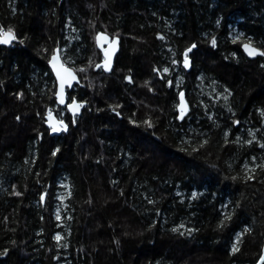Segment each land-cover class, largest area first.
<instances>
[{"label":"trees","instance_id":"trees-1","mask_svg":"<svg viewBox=\"0 0 264 264\" xmlns=\"http://www.w3.org/2000/svg\"><path fill=\"white\" fill-rule=\"evenodd\" d=\"M0 25L23 40L0 46V264L258 263L264 149L245 141L251 131L264 142V58L241 47L250 37L264 48V0H0ZM100 32L121 41L110 75L94 67ZM192 43L190 69H173ZM54 49L87 69L71 95L89 103L57 138L44 124L49 107L67 114L53 95ZM165 67L162 80L154 69ZM181 224L196 231H171Z\"/></svg>","mask_w":264,"mask_h":264},{"label":"snow or ice","instance_id":"snow-or-ice-1","mask_svg":"<svg viewBox=\"0 0 264 264\" xmlns=\"http://www.w3.org/2000/svg\"><path fill=\"white\" fill-rule=\"evenodd\" d=\"M217 23H219V21H217ZM242 37H243L242 33L233 37L232 43L236 44L238 41H240L242 39ZM158 39L164 40L165 37L161 35V36H158ZM94 40H95L96 46L99 48L100 52L103 54L102 60L98 63H95L94 67L98 70H103L104 72H110L112 69L113 56L117 51V45L119 43L118 36L110 37L107 33L100 32V33L96 34V36L94 37ZM17 42L22 44L23 40H18V37L16 35L15 30L10 26L5 27L3 25H0V46L11 47V46H13L14 43H17ZM105 45H107V47H105ZM211 47L212 48L217 47V40L215 37H213L211 39ZM242 47H243L244 53H246V55L249 58H256V57L264 58V48H258L256 46H254L250 37L247 39V42L242 43ZM196 48H197V44L192 43L189 46H187L185 49H183V51L180 53V58L172 59L171 64L173 66V69L176 67H182L185 70L190 69V67H191L190 53H193V50ZM60 51H61L60 49H54L52 54H51L50 59L48 60V64L51 67L52 74H54V76H55V83L53 85V88H54L53 95L55 96V102L62 105L64 109H67V111L71 114V118H70L69 122L66 123L64 119L59 118V113H57V115L54 116L52 109H48L47 110V116H46V123L48 125V129L50 130V132L52 134H59L61 132L66 133L68 131L69 123L75 125L77 114L80 112V110L86 104V101H77V99L71 95V92L66 91V89L71 90L74 86L73 82H75L76 84H79V79H78L77 74L83 73L87 69L73 67L72 64L74 62H70V61L66 60L64 57H62L60 54ZM169 52H172L171 48L169 49ZM232 55L235 57L236 53H232ZM89 66L90 67L93 66L91 64V62L89 64ZM260 66L264 67V64H261ZM171 70L172 69L165 67L162 70L163 74H160L161 73L160 69H154V71H156L158 73V75H160V79H162V80L165 79L164 74H170ZM126 79L128 80L129 83L133 82L131 76L126 77ZM166 84L168 87H172L173 81L168 79V80H166ZM178 86L179 85L177 83V87ZM224 91L228 92L227 89H225ZM19 95L22 96L23 94L21 93ZM178 97H179V103L176 105V108L178 110V116L176 118L183 121L185 116L187 115V113L189 111V105H188L187 101L185 100V93L183 91L178 92ZM227 98H228L227 96L223 97L224 100H227ZM115 107H119V106L118 105L114 106L113 110H115ZM61 110H63V109H61ZM228 110L231 111L230 108ZM115 114L117 116H120L119 112H116ZM261 115L264 116V109L261 110ZM209 119H211V117H209ZM17 120H19V117H17ZM129 122L136 124L135 121L130 120ZM143 124L148 129H151L153 127L152 122L149 120L143 121ZM232 124L238 126L240 124V121L239 120H233ZM137 126H139V125H137ZM228 135H229L228 132L224 133L226 143H227ZM249 135L252 136V140H247V141H245V143L251 145L253 143V141H255V143L261 149H264V142H261L260 140L256 139L255 133L250 131ZM240 140H241V137H239V136L235 137L236 143H239ZM207 143H208V141H207V139H205L202 142L201 146H203ZM198 150L199 149H193V151H198ZM59 151H60L59 148L54 149L52 151V155L55 156ZM253 160H255V158H253ZM248 167L249 166L246 163L244 165V168L248 169ZM259 167L264 168V165H260ZM231 179L233 181H235L237 179V177L233 176V177H231ZM247 179L251 180V179H253V177L248 176ZM16 195L19 196L20 193L17 192ZM121 195H123V192H121ZM43 199H44V197L42 195L41 200H43ZM192 199H196L195 193L192 194ZM148 202L150 204L154 203V201H152V200H149ZM157 215H159V213H157ZM57 219L58 220L60 219L59 214H57ZM225 220L231 221L232 215L226 214ZM153 227H154V225H153ZM220 227L221 228L225 227V224L223 221L220 223ZM182 228L185 229V231H187L189 233V235L193 231H196L195 229H192V228H186L184 224H181V225H179V227H175V228L171 229V231L174 233H178L179 235L183 236L185 234V232L180 231V229H182ZM248 232H250V229L245 228L242 233H240L236 236L235 242L231 246V253L233 255L238 253L241 250L240 245L242 243L243 235L245 233H248ZM61 239H62V237H60V236L56 237L58 244L60 243ZM116 243L118 244L119 241H117ZM63 246L66 247L67 245H63ZM0 255H7V250H5L3 253H0ZM258 264H264V254L260 255Z\"/></svg>","mask_w":264,"mask_h":264},{"label":"flooded vegetation","instance_id":"flooded-vegetation-1","mask_svg":"<svg viewBox=\"0 0 264 264\" xmlns=\"http://www.w3.org/2000/svg\"><path fill=\"white\" fill-rule=\"evenodd\" d=\"M3 47V46H2ZM11 47H14V44H13V46H11ZM10 47V48H11ZM105 47H107V45L105 46ZM7 48V47H6ZM99 51V50H98ZM100 52V51H99ZM100 54H101V59H100V61L102 60V53L100 52ZM119 54V53H118ZM118 56V55H117ZM116 59H117V57H116ZM116 59H115V61H116ZM115 61H114V65H115ZM96 70H98V69H96ZM102 72H103V70H101ZM106 75H110V74H106ZM76 86H81V91L83 90L84 91V89L82 88V83H81V81L79 82V84H75L74 86H73V88L71 89V90H67L66 89V91H70V92H72L73 90H74V88L76 87ZM79 90V91H80ZM77 101H85V99L84 98H82V96H80V98L79 99H77ZM57 103V102H56ZM57 105H59L60 107H63L62 105H60V104H58L57 103ZM87 108H89V103H87L86 102V104H85V106L81 109V112H80V114L79 115H77V117L76 118H81V117H83L82 116V113L87 109ZM48 109H51L50 107L49 108H47L46 109V113H45V116H44V124H45V129L47 130V133H48V135H49V137H51V138H57V137H62V136H64V134H67L68 132H61V134L60 135H52V133L50 132V130L48 129V125H47V123H46V116H47V110ZM64 109V108H63ZM66 110V112H67V114H65V113H63L62 111H60V114H59V118H62V119H64L65 120V122L66 123H68V121L70 120V118H71V114L67 111V109H64V111ZM112 110V109H111ZM114 113H115V111L116 110H112ZM59 113V112H58ZM53 114H54V116H56L57 115V113L56 112H54L53 111ZM68 129H69V127H68ZM40 142H41V140H40ZM44 197V199L42 200V203L43 204H45V196H43Z\"/></svg>","mask_w":264,"mask_h":264},{"label":"water","instance_id":"water-1","mask_svg":"<svg viewBox=\"0 0 264 264\" xmlns=\"http://www.w3.org/2000/svg\"><path fill=\"white\" fill-rule=\"evenodd\" d=\"M119 39V38H118ZM120 44H121V41H120V39H119V43H118V45H117V51H116V53L114 54V56H113V62H112V69H111V71L110 72H104L105 74H111L112 73V71H113V68H114V61H115V59H116V57H117V55H118V53H119V51H120ZM106 46V45H105ZM3 47H5V46H3ZM7 48H10V47H7ZM98 48V47H97ZM242 48V51H243V47H241ZM98 50H99V48H98ZM100 51V50H99ZM243 53H244V51H243ZM245 55H246V53H244ZM246 57L248 58V59H250V60H255L256 58H258V57H256V58H249L247 55H246ZM48 67H49V69H50V71L52 72V70H51V67H50V65L48 64ZM78 75V74H77ZM53 76H54V74H53ZM54 78H55V76H54ZM78 79H79V76H78ZM79 82H80V80H79ZM74 83V85L76 84L75 82H73ZM80 112H81V110H80ZM80 112L77 114V115H79L80 114ZM54 115V114H53ZM61 133H59V134H52V135H60ZM262 254H264V252L262 253ZM258 264V263H257Z\"/></svg>","mask_w":264,"mask_h":264},{"label":"rangeland","instance_id":"rangeland-1","mask_svg":"<svg viewBox=\"0 0 264 264\" xmlns=\"http://www.w3.org/2000/svg\"><path fill=\"white\" fill-rule=\"evenodd\" d=\"M259 261V260H258Z\"/></svg>","mask_w":264,"mask_h":264}]
</instances>
